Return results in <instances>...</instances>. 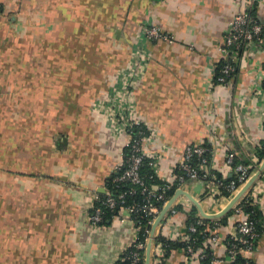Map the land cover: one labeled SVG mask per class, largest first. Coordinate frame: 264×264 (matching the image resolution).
I'll return each instance as SVG.
<instances>
[{
  "label": "crops",
  "instance_id": "1",
  "mask_svg": "<svg viewBox=\"0 0 264 264\" xmlns=\"http://www.w3.org/2000/svg\"><path fill=\"white\" fill-rule=\"evenodd\" d=\"M254 9L264 21V0H0V264H115L134 241L132 221L95 231L85 212L125 142L91 108L131 60L145 23L170 38L146 42L151 60L134 91L155 147L165 150L163 171L204 143H216L226 179L227 154L251 160L264 142V41L241 56L228 84L213 87V79L231 22ZM203 188L189 181L182 189L207 214L231 202L202 201ZM260 211L252 264H264V193ZM235 222L217 231L222 240ZM214 253L218 262L209 264H229L225 248ZM184 258L174 251L164 264Z\"/></svg>",
  "mask_w": 264,
  "mask_h": 264
},
{
  "label": "built area",
  "instance_id": "2",
  "mask_svg": "<svg viewBox=\"0 0 264 264\" xmlns=\"http://www.w3.org/2000/svg\"><path fill=\"white\" fill-rule=\"evenodd\" d=\"M155 40H170V38L162 34L153 23H145L133 48L128 68L118 73L114 85L92 107V113L103 119L111 138H125L122 160L111 174L116 175L112 184L116 187L129 185L131 188L114 195L105 186L104 194H93L89 208L85 212L86 223L95 231L106 227L104 225L106 211L114 214L112 223L124 219L132 221L136 236L132 244L124 249L117 259V261L130 260L132 264L145 260L152 227L163 208L175 195L167 196V193L174 187L176 193L178 190H183L182 188L189 181H200L204 187L202 201L209 200L214 203L220 201L221 205L226 206L256 174L263 162L251 171L250 166L244 164L234 166L236 154L233 152L227 154L226 165L232 172V178L230 183L225 184L224 181L228 179L224 177L216 164L217 149L214 142L187 147L179 165L170 172L163 171L165 150L155 147L156 134L149 130L147 124L140 118L134 97L136 86L143 78L151 60L146 42ZM263 41L264 21L255 20L249 16L248 12L236 15L228 28L224 46L221 49L224 65L219 69L218 75L216 67L213 87L228 84L236 72L241 56L248 57L255 54L256 51L262 49ZM240 53H242L241 56ZM260 94L264 97V89ZM213 134L216 133L213 132ZM262 148L264 144L255 148V154L251 158L252 163L259 162L256 152ZM144 164L153 170L154 176L161 180L164 186L153 185L150 188L147 185L146 178L141 172ZM257 182L232 209L234 218H236L235 230L225 241L217 234L221 227L218 220H206L198 214V217L188 226L177 224L175 218L178 214L188 215L193 206L187 197L180 196L156 229L153 239L152 264H164L166 261L164 244L156 243L159 235L167 240L185 244L183 251L185 264H206L207 261L217 263L218 260L214 253L216 247L226 249L229 264H234L238 257L243 258L245 264H249L260 236L256 230L258 222L254 219V212H247L249 205L257 207L260 211L264 189L263 186L256 185ZM223 192H227L230 196H223ZM137 194L142 196L141 202L135 198ZM129 197L133 199L131 202H128ZM243 200L245 201L242 203ZM144 222L146 239L142 243L139 242V233ZM166 230L170 232L167 237L164 234ZM198 236L203 237L202 245H198ZM132 248L134 250L129 252Z\"/></svg>",
  "mask_w": 264,
  "mask_h": 264
},
{
  "label": "trees",
  "instance_id": "3",
  "mask_svg": "<svg viewBox=\"0 0 264 264\" xmlns=\"http://www.w3.org/2000/svg\"><path fill=\"white\" fill-rule=\"evenodd\" d=\"M249 16L254 18L255 20L259 21L260 18L258 17L257 15V10H251L249 12ZM242 55V53H240V56ZM224 65V62L221 61L218 65H217V75H218V71L219 69ZM238 67V66H237ZM236 72H237V69H236ZM235 72V73H236ZM234 73V75H235ZM233 75V76H234ZM264 144V142L262 143ZM256 156L257 158L259 159V162L257 164L255 163H252L251 160L249 161H242L241 159L239 158H236L235 161H234V166L238 165V164H244L246 166H250V170L251 171H254L257 167V165H260V163L264 160V148L262 149H259L257 152H256ZM141 172H142V175L146 178V183L147 185L151 188L153 185H156V186H164L165 184L159 180L158 178H156L153 174V170L148 167L147 164H144L142 169H141ZM116 175H111L107 180H106V184L105 186L111 190L113 192L114 195L116 194H120L121 192H124L128 189H130L131 187L129 185H125V186H120V187H116L112 184V180L113 178H115ZM219 178L221 177L219 174H218ZM152 177V178H151ZM261 180L264 181V174L263 176L261 177ZM225 184H228L231 182V179H228V180H225L224 181ZM175 187L167 193V196L168 197H172L174 194H175ZM138 195V194H137ZM223 196H226V197H229L230 195L227 193V192H223ZM101 197H104V196H101ZM135 198H137L138 201H142V196L141 195H138L136 196ZM133 199L132 197H129L128 198V202H131ZM245 200L242 201V203L244 202ZM253 211L254 214V219L258 222L257 224V233L259 235H261V232H262V228H263V216H262V213L261 211H259L257 209V207H252L249 205V207H247V212H251ZM113 213L111 212H108L106 211V215H105V222H104V225L105 226H109L112 224V217H113ZM188 216V220L186 222L187 226L193 222L197 217H198V212H197V209L195 207L192 208V211L187 215ZM233 216V210L225 217L221 218L218 220L219 224L221 226H226L227 223H228V219L230 217ZM206 222H209V221H206ZM144 225H145V222L143 223V227H142V230L141 232L139 233V242H144L146 237L144 236V231H145V228H144ZM199 238V242H198V245H202L203 243V237L202 236H198ZM259 239V238H258ZM158 242H161L164 244V248H165V257L168 258L170 257V255L172 254V252L174 251H184L185 249V244H181L179 242H174V241H170V240H167L166 238L162 237L161 235H159L157 238H156V243ZM258 243V240L256 242V245ZM134 248L130 249L129 252L133 251ZM245 260L241 257H238L236 262L234 264H245ZM253 262L252 261H249V264H252ZM115 264H132V262L130 260H125V261H117L115 262ZM138 264H145V260H142L140 263ZM206 264H209V262L207 261Z\"/></svg>",
  "mask_w": 264,
  "mask_h": 264
},
{
  "label": "water",
  "instance_id": "4",
  "mask_svg": "<svg viewBox=\"0 0 264 264\" xmlns=\"http://www.w3.org/2000/svg\"><path fill=\"white\" fill-rule=\"evenodd\" d=\"M264 172V160L259 168V170L256 172L254 176L248 181V183L240 190V192L231 200L229 205L222 210V212L215 214V215H209L207 214L204 210L200 202L195 200L189 193L183 191V190H178L175 195L172 197V199L166 204V206L163 208L161 211L159 217L157 218L154 226L152 227L151 230V235L149 238V242L147 244L146 248V254H145V264H152V248H153V239L154 235L156 233V229L161 223L162 219L164 218L165 214L167 211L170 209V207L174 204V202L180 197V196H186L189 198V200L192 202V204L196 207V209L199 212V215L203 217L206 220H219L225 216H227L234 206L242 199V197L252 188V186L260 179ZM102 194L105 193V190H102Z\"/></svg>",
  "mask_w": 264,
  "mask_h": 264
},
{
  "label": "rangeland",
  "instance_id": "5",
  "mask_svg": "<svg viewBox=\"0 0 264 264\" xmlns=\"http://www.w3.org/2000/svg\"><path fill=\"white\" fill-rule=\"evenodd\" d=\"M129 63H130V60H129L128 64H127L123 69H121V70L118 71V73H120L121 71H123V70H125L126 68H128ZM118 73H117V76H118ZM116 79H117V77H116ZM113 85H114V84H113ZM113 85H112V86H113ZM112 86H111V87H112ZM107 92H108V91H107ZM103 96H104V95H103ZM103 96H102V97H103ZM102 97H101V98H102ZM101 98H100V99H101ZM98 100H99V99H98ZM98 100H97V101H98ZM95 102H96V101H95ZM95 102H94V103H95ZM93 105H94V104H93ZM92 107H93V106H92ZM91 110H92V108H91Z\"/></svg>",
  "mask_w": 264,
  "mask_h": 264
}]
</instances>
